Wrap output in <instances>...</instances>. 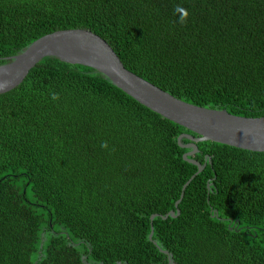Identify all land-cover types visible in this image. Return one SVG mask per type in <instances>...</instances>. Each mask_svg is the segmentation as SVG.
Returning <instances> with one entry per match:
<instances>
[{
  "label": "trees",
  "instance_id": "trees-1",
  "mask_svg": "<svg viewBox=\"0 0 264 264\" xmlns=\"http://www.w3.org/2000/svg\"><path fill=\"white\" fill-rule=\"evenodd\" d=\"M68 29L180 100L264 117V0H0V66ZM182 134L197 137L44 58L0 95V264H264V152L198 143L205 170L160 217L198 171Z\"/></svg>",
  "mask_w": 264,
  "mask_h": 264
},
{
  "label": "water",
  "instance_id": "water-1",
  "mask_svg": "<svg viewBox=\"0 0 264 264\" xmlns=\"http://www.w3.org/2000/svg\"><path fill=\"white\" fill-rule=\"evenodd\" d=\"M47 57H56L66 63L100 72L143 106L197 135L182 134L178 138L181 148L191 150L184 154V160L195 165L198 171L183 186L181 197L175 204L177 214L171 211L166 216H151L150 239L154 234V219L159 216L168 219L170 215L178 217L181 213L178 206L187 187L205 170L206 164L202 165L192 158L198 153V143L213 142L251 152H264V117L237 116L227 110L204 108L180 100L126 69L112 46L87 29L60 30L45 35L13 57L10 63L1 65L0 95L20 86L31 70ZM183 138L190 143L182 144Z\"/></svg>",
  "mask_w": 264,
  "mask_h": 264
},
{
  "label": "clouds",
  "instance_id": "clouds-1",
  "mask_svg": "<svg viewBox=\"0 0 264 264\" xmlns=\"http://www.w3.org/2000/svg\"><path fill=\"white\" fill-rule=\"evenodd\" d=\"M176 11L181 13V15L179 17V22L185 23L188 15H189L188 12L182 6H179V5L176 7ZM53 98H56V97L54 96ZM101 147L107 148V142H103Z\"/></svg>",
  "mask_w": 264,
  "mask_h": 264
}]
</instances>
